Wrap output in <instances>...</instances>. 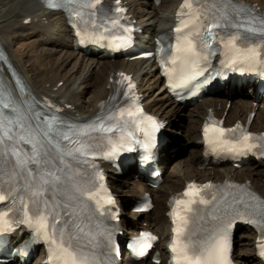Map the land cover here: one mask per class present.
Returning a JSON list of instances; mask_svg holds the SVG:
<instances>
[{
    "label": "snow or ice",
    "instance_id": "obj_1",
    "mask_svg": "<svg viewBox=\"0 0 264 264\" xmlns=\"http://www.w3.org/2000/svg\"><path fill=\"white\" fill-rule=\"evenodd\" d=\"M116 5L113 9L104 0H46L48 8L67 10L75 20L89 25L85 34L97 42L110 39L113 44L126 47L132 43L133 28L122 23L127 19L123 15L126 9L119 6V0ZM177 17V35L171 51L165 55V49H160L161 68L173 91L177 79L183 83L188 78L185 69L201 74L217 51L225 58L222 63L233 71L264 66V15L257 14L255 6L235 0H183ZM116 30L121 34L116 35ZM115 83L125 88L123 95L132 103L107 114L101 105V113L93 123L74 130L44 112L51 105L21 99L11 82L0 81V237L26 225L32 230L33 242L39 239L48 245L54 264H99L95 255L78 243L82 237L95 244L97 237L103 236L110 255L117 252L114 228H101L98 220L105 216L118 219L108 207L116 201L107 193L104 176L97 172L94 179L80 183L73 177V165L87 164L97 157L94 133L107 134L101 138L106 141L102 155L108 159L121 151H131L133 143L150 149L162 125L137 103L139 97L134 94L136 85L131 77L121 73ZM15 86L24 93L19 78ZM130 124L134 125L133 130H129ZM136 131L143 134V140L135 136ZM114 133L118 135L113 136ZM203 138L214 153L235 155L264 149V136H254L239 124L224 128L213 120L204 126ZM213 189L210 183H189L183 196L174 200V238L169 246L174 264H232L230 229L237 219L257 226L264 241V199L248 187L235 184L216 189L215 192L225 193L220 199ZM209 192L213 193L210 198ZM202 209L211 210L212 219L219 224L211 242L198 245L190 238V226ZM85 212L88 220L97 219L95 231L84 222ZM142 236L135 241L138 257L145 256L152 248L151 241L156 239L150 234ZM259 254L264 257V243ZM108 264H112L111 259Z\"/></svg>",
    "mask_w": 264,
    "mask_h": 264
},
{
    "label": "bare ground",
    "instance_id": "obj_2",
    "mask_svg": "<svg viewBox=\"0 0 264 264\" xmlns=\"http://www.w3.org/2000/svg\"><path fill=\"white\" fill-rule=\"evenodd\" d=\"M123 1L133 10L143 33L155 37L172 25L175 9L181 0H163L160 6L155 0ZM242 1L258 3L264 10V0ZM140 5L143 13L138 10ZM21 39L31 41L24 52L14 50V45ZM0 40L14 65L27 78L35 94L60 103L72 116H93L97 112L98 104L109 97V80L118 70L142 73L139 76V83L145 96V103L169 124V131H172L171 140L175 142L173 147L176 142L181 143L189 138L195 145L194 147L189 145L190 154L186 162L166 176L164 184L157 189H152L145 182L120 183L116 178L112 180L123 211L126 208L133 210L136 200L144 193L150 192L154 195L155 214H145L142 218H137L134 223L125 214L122 222L125 225L124 229L130 232L134 231L132 228L135 226L142 228L141 221L147 223V229L158 233L161 238V243L158 245L160 251L165 245L168 233L167 202L173 194L184 188L187 181H220L225 178L250 181L256 191L264 196V163L243 170H234L231 167L210 171L200 170L204 160L202 147L197 140L200 138L201 126L209 110H213L219 117H225L229 123L246 119L248 113L256 112L257 117L253 127L255 130L264 131V108L255 109L250 96L234 100L235 96L230 98L223 93L218 97L206 98L191 109L177 105L170 99L153 62L126 63L123 59L110 60L97 48H90L87 54L76 51L72 31L66 22H59L55 14L44 7L43 0H0ZM51 40L53 41L50 42ZM65 67H69L66 72ZM60 82H63L61 86H59ZM231 101L232 104L228 108ZM183 116L187 117V122L179 138L182 129L175 123ZM173 147L169 145L165 152ZM167 157L163 159L161 166L166 162L165 167H167ZM89 171L87 167H81L73 171V177L76 180L75 176L81 174L82 178L79 182L87 183L95 178V175L89 174ZM236 244L241 249V253L236 251L238 262L260 264L254 255L255 235L252 230L246 229L240 234ZM34 264L42 263L41 260H37ZM162 264H166V259Z\"/></svg>",
    "mask_w": 264,
    "mask_h": 264
},
{
    "label": "rangeland",
    "instance_id": "obj_3",
    "mask_svg": "<svg viewBox=\"0 0 264 264\" xmlns=\"http://www.w3.org/2000/svg\"><path fill=\"white\" fill-rule=\"evenodd\" d=\"M142 7L141 5L139 6V10H141ZM141 13H143L142 11H139ZM31 41L27 40V39H21L19 43H16V45H14V50L19 51V52H24V49L26 46H28ZM52 42V40L50 41ZM18 49V50H17ZM22 50V51H21ZM25 57V56H24ZM69 67H65L64 71H68ZM187 109H190L189 107H187ZM187 122V117L183 116L181 117L179 120H176V126L180 129H182L180 131L179 134V138H181V135L183 134L184 130H185V124ZM184 142V143H183ZM177 146L179 148H177V150L173 153L172 158H170L169 162H168V167H167V176L170 175L171 172H173V170L181 167L180 165L184 162H186V160L188 159V155L190 154L189 151V147L190 146H195L193 141H191V138H189L187 141H181V143L176 142ZM185 144V145H184ZM190 145V146H189ZM175 177H173L174 179ZM155 212H153V214H155Z\"/></svg>",
    "mask_w": 264,
    "mask_h": 264
}]
</instances>
